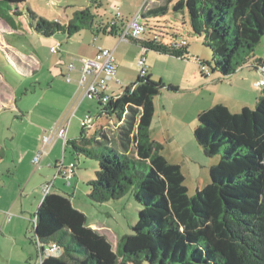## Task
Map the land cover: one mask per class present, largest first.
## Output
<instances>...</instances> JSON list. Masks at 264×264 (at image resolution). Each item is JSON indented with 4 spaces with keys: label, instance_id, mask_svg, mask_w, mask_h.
Returning a JSON list of instances; mask_svg holds the SVG:
<instances>
[{
    "label": "trees",
    "instance_id": "obj_1",
    "mask_svg": "<svg viewBox=\"0 0 264 264\" xmlns=\"http://www.w3.org/2000/svg\"><path fill=\"white\" fill-rule=\"evenodd\" d=\"M0 3L19 5L25 0ZM173 8L188 11L196 36H204L213 52V66L199 61V66L210 68V76L232 77L249 64L264 37V0H180ZM168 10L167 4L151 9L142 20L163 17ZM29 14L34 30L43 37L65 34L69 39L94 28L89 9L78 12L69 25L31 10ZM124 29L123 22L114 20L101 22L94 32L119 37ZM176 41L155 35L129 42L146 51L188 59L189 45H173ZM152 77L139 76L136 84L107 105L99 101L105 116L117 117L122 151L94 136L86 139V129L65 147V153L70 147L75 157L83 155L99 163L96 179L88 182L92 203L120 201L136 190L135 200L143 207L132 234L125 235L115 249L106 236L88 226L87 215L73 206L71 196L49 192L34 217V243L43 264H264V95L256 109L245 107L236 113L219 103L199 115L194 137L205 156H219V162L210 169L208 186L190 197L181 166L168 161L162 143L150 136L155 98L164 87ZM105 133L101 129L100 135L107 137ZM57 235L67 237V245ZM53 247L55 251L49 252ZM61 248L63 255H54Z\"/></svg>",
    "mask_w": 264,
    "mask_h": 264
},
{
    "label": "rangeland",
    "instance_id": "obj_2",
    "mask_svg": "<svg viewBox=\"0 0 264 264\" xmlns=\"http://www.w3.org/2000/svg\"><path fill=\"white\" fill-rule=\"evenodd\" d=\"M179 1L172 0L168 14L163 17L141 19L148 28V33L142 35L141 39H152L157 35L166 42L177 40L189 45L190 55L186 60L150 50L147 51L146 65L153 74L152 80L164 83L160 94L155 98L158 118L153 122L152 136L160 138V143L164 146L162 155L171 163L181 166L186 178L184 184L189 190V196L193 197L198 190L208 186L211 180L210 169L219 162V156H205L204 149L194 137L195 130L200 126L199 115L218 102L232 106L235 102L250 99L253 109H256L258 96L263 97L264 89L256 90L253 87L257 80L253 74L252 80L249 76L247 82L240 84V73L248 76V66L232 77L220 79V82H216V76L203 78L199 61H208L213 66L214 55L205 45L204 36H196L188 11L174 10L173 6ZM138 2L139 0H25L23 4L10 6L0 3V141L8 157H22L30 146L37 143L39 131L42 132L55 123L61 124L71 119V131L75 132L76 140L83 132L81 119L91 116L96 124H108L109 118L104 114L103 105L98 100L83 99L81 91H77L72 101L66 105L68 84L61 76V71L74 61L79 66L78 61L84 59L81 52H94L104 42L109 46L114 45L111 48L113 50L120 38L97 35L94 33L95 28L101 22H111L116 18L121 3L130 11ZM87 9L94 15V28H85L71 39L65 34L52 38L40 36L29 18L31 10L51 22L69 25L75 22L78 12ZM17 11L20 14H16ZM128 22L130 20L125 21V28ZM95 36L99 37V44L94 43ZM121 45L115 50L116 63L120 68L115 80L108 83L111 86L108 90L110 96L122 93L136 84L141 76L138 62L142 46L135 42ZM53 46L57 48L56 53L51 52ZM119 55L124 60L123 64L120 63ZM260 60L264 61V37L248 65L254 66ZM207 68L210 70L208 66ZM71 76L75 80V75ZM248 84L252 90L248 88ZM240 85L245 88V93L239 92ZM171 86L177 87L178 91L170 90ZM9 100L11 102L8 106ZM166 111L169 118L166 117ZM112 133L113 131L107 133L110 143L122 151L119 140ZM95 147L100 145L95 143ZM66 156L67 163L75 161L78 164V179L72 181V187L59 179L52 193L69 196L75 194V206L87 215L88 225L96 224L106 230V236L117 249L119 241L125 235L132 234L131 228L139 220V212L143 206L135 200L133 192L136 190L120 201L105 205L92 203L88 199L91 190L88 182L96 179L98 161L83 155L77 158L72 155L70 147H67ZM59 157H62V152ZM33 169L35 171L36 167ZM41 170L38 173L43 174L46 168ZM59 186L61 189L56 192ZM36 214L37 210L32 212L30 221H33ZM30 227L29 236L34 242L36 237L33 223H30ZM55 238L67 245V237L57 235ZM34 249L37 259L35 246ZM63 253L64 248H61L54 255L61 257Z\"/></svg>",
    "mask_w": 264,
    "mask_h": 264
},
{
    "label": "crops",
    "instance_id": "obj_3",
    "mask_svg": "<svg viewBox=\"0 0 264 264\" xmlns=\"http://www.w3.org/2000/svg\"><path fill=\"white\" fill-rule=\"evenodd\" d=\"M167 1L168 0H139V2L137 4H135V6H132V9H130V11L128 10V8L125 9L124 4L121 3V5L118 7L119 12H117L116 14L121 15L122 18H120L119 21H121V22H123V24H125V21L132 20L136 15L147 14L151 9L153 10L157 7L162 6V5L167 4L168 9H169V2H167ZM114 20H115V18L111 22H109V21L108 22L110 24H113ZM117 24L119 25L120 22H117ZM108 37H112V36H108ZM113 38H116V37H113ZM69 39H71V38H69ZM99 42H100L99 37L95 36L94 43L99 44ZM121 43H126V42H122L119 39V42L116 45V47H114V49L111 50V48L114 45L109 46L107 43L104 42L100 46H98V48H96L94 50V52L93 51L89 52V51L85 50V51L81 52L80 54H82L83 58H95V56L98 54V52L101 48H108V50H111L114 52V56H115V50H118L119 47H122ZM102 45H104V47ZM147 54H148L147 51L144 54V50L142 49L140 59L143 56H145L147 59ZM119 60H120V63H122V64L124 63V60L122 59V57L120 55H119ZM261 61H259V63L254 65V66L247 65L248 68L250 69L248 76L241 75L242 73H240L243 71V68H245L247 66L243 67L242 69H240L238 71L240 73V79H241L239 81L240 84L241 83L244 84L245 82H247V80H248L247 77H249V76H250L251 80L254 77L257 78V80L254 83L258 82L259 80H262V75L260 74V72L258 70V67L260 66ZM147 62H148V60H147ZM117 65H118V69H119L120 66L118 63H117ZM66 74H67V68L62 69L61 76L64 78V76ZM148 74L153 76V74L150 73L149 68H148ZM73 75H75L74 76L75 80H77L79 78L78 72H75ZM251 75L254 77L251 78ZM213 76L217 77L216 82H220L221 78L219 75H213ZM203 78L207 79L208 76L203 77ZM116 82L118 83L119 81H116ZM248 85H249L248 88L251 89L250 84H248ZM66 87H67L66 90L68 92V97L66 100V105H67L68 103H70L72 101L73 96L76 94V92L79 91V86H78V83L76 81H74V82L66 85ZM110 88H111V86H109L108 90H110ZM238 89H239V92H241V93L246 92L245 88L242 87L241 85L238 86ZM108 90L106 92V95L110 96L108 93ZM120 94H122V93L120 92L119 94L113 95V97L119 96ZM258 98L260 99L261 96H258ZM10 102L11 101L9 100L8 106H9ZM219 103H222V102H218L217 104H219ZM222 104L226 105L227 107H229V109L232 112H236V113H239L245 107H250V109H253V103L251 102L250 99H248L246 101L241 100V101H238L237 103L235 102L232 106L227 104V103H222ZM155 111L156 112H155L154 120H156V118H158L156 107H155ZM167 115H169V114L166 111V117L169 118L170 116H167ZM88 117H90V116H88ZM88 117L81 119L80 126H81V123L84 120H86ZM107 118H109V117H107ZM108 120H109L108 124H105L103 122L102 123L98 122L91 131L86 130V132H85L86 133V139L94 136L97 141H102V142H104V144H106V143L109 144L110 137L107 135V133H109L110 131H113L112 135L114 134V137L118 139V136H117L118 130L115 127V124H117L116 123V121H117L116 117H111ZM154 120H152L151 129H150V132H151L150 136H151L152 140L160 143V140H159L160 138H158V136H152L153 135L152 129H153ZM70 121H71V119H70ZM54 125H52L50 128L48 127L46 129H44V131H42V132L39 131L37 143L33 146H30L25 151V154L22 157H17V155H14V156L11 155L10 157H8L5 154V151H4V148L2 145L3 143H1V141H0V264H35L36 260H38V258H39V252L37 251V259H36L35 249H34V246L36 248V245L34 244L33 240L29 236V232H30V228H31L30 223H33V221H30V217H32L31 215H32L33 211L37 210V212H38L40 204L43 202V199L45 197V194L43 191L44 185L53 184L52 189H54L56 187V182L60 179V180H64L66 182L67 186L72 187L73 186L72 181L73 180L75 181L76 179H78L77 178L79 175L78 171H77L76 175L72 178L70 183L67 180L63 179L62 177L56 176L58 174L59 165H61L63 163L64 166H68L71 163H73V161H69L68 163L66 162L67 156H66L65 150H63L64 145H63V141L61 139H58L54 143V145L50 148V154L47 157L45 156V158L41 161L42 169H43V167H45L46 171L43 172V174H40L38 172H41L42 170L38 171L35 169V171H34V169H33L35 167H34L32 161H33L35 155L37 154V152L39 151V149L42 145V137L44 134L48 133V131H50ZM165 127H167V124H165ZM96 128H97V130H96ZM82 129L84 131L83 127H82ZM101 129L105 130V132H106L105 135L107 137L100 135ZM71 132L72 131H71V124H70L69 131L67 132L68 142L76 140L75 132L74 131L72 133ZM60 152H62V157H59ZM2 163L4 165H2ZM1 165L3 168H1ZM52 189L50 190L51 193L53 192ZM59 189H61L60 186L55 191L58 192L57 190H59ZM71 197H73L72 198V201L74 203L73 206L76 209L80 210L78 207L75 206V204H76L74 202V200L76 198L75 194H73V196H71ZM9 213H12L14 215L10 221L7 218ZM90 227L92 229L100 231L102 235L106 236V230L102 229V227H100L99 225L92 224V225H90ZM33 228L35 229L34 223H33Z\"/></svg>",
    "mask_w": 264,
    "mask_h": 264
},
{
    "label": "built area",
    "instance_id": "obj_4",
    "mask_svg": "<svg viewBox=\"0 0 264 264\" xmlns=\"http://www.w3.org/2000/svg\"><path fill=\"white\" fill-rule=\"evenodd\" d=\"M121 15L118 14L115 20H120ZM142 15H136L130 22H128L127 28L120 33V41L129 42L131 39L140 40L141 36L148 32V28L145 24L141 22ZM155 39L158 40L157 37ZM173 45L177 44L180 46L186 45V42L180 43L179 41L173 42ZM51 52L56 53L57 48L53 47ZM146 50H144L145 54ZM147 59L143 56L139 62L138 67L140 68L141 77L148 74V66L146 65ZM79 66L75 64V61L67 66V74L64 76L65 81L70 84L74 81L78 83L79 91L82 93L83 99L91 98L92 100L101 101L104 104H109L116 100L118 96H108L106 95L109 89L108 83L115 80L117 76L118 65L116 63V58L114 52L108 50V48H101L95 58H84L78 61ZM201 71L208 77L211 75L208 68L204 65H200ZM260 74L262 75V80L253 84L255 89H264V65L258 67ZM78 72L79 78L74 80L71 74ZM96 121L90 117L81 123V126L86 130H92L95 127ZM119 123L115 124L117 128ZM70 119L66 120L61 124H55L48 133L44 134L42 137V145L35 155L32 163L37 170L42 169L41 161L47 157L50 153V148L54 143L61 139L63 141V150L68 144L67 132L69 131ZM75 163H71L68 166H64L63 163L58 167V175L67 181H70L76 175ZM43 191L45 196H47L52 189V184L44 185ZM14 215L9 213L7 218L10 221ZM34 226L36 220L33 219ZM55 247H53L49 252H54ZM43 256L39 254V258L35 264H43Z\"/></svg>",
    "mask_w": 264,
    "mask_h": 264
},
{
    "label": "water",
    "instance_id": "obj_5",
    "mask_svg": "<svg viewBox=\"0 0 264 264\" xmlns=\"http://www.w3.org/2000/svg\"><path fill=\"white\" fill-rule=\"evenodd\" d=\"M183 14H184V12H183Z\"/></svg>",
    "mask_w": 264,
    "mask_h": 264
}]
</instances>
